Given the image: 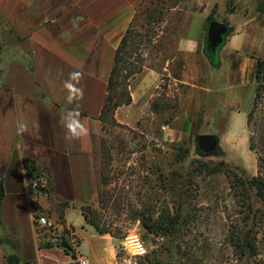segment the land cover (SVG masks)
Wrapping results in <instances>:
<instances>
[{"label":"rangeland","instance_id":"1","mask_svg":"<svg viewBox=\"0 0 264 264\" xmlns=\"http://www.w3.org/2000/svg\"><path fill=\"white\" fill-rule=\"evenodd\" d=\"M169 1V7L176 8L166 12L164 22L153 28L158 37L143 47L141 53L144 67L149 64L162 67L168 58L176 56L171 65L179 73L186 59L178 51V42L189 17L185 10L188 0ZM263 4L264 0H229L225 5L218 4L215 18L229 25L250 18L262 21ZM180 23V28L174 31ZM225 44L226 41L216 56L219 63ZM4 72L5 66L0 62V91L5 82ZM168 84H164V90L160 89L154 111L139 112L131 124L120 123L116 118V124L108 123L105 127L103 124V132L94 136L97 173L93 186L90 181L72 185L67 166L61 175L66 182H59L60 193L53 194L48 167L29 158L26 179L19 164L14 165L0 212V245L6 258L10 252L17 255L19 239L32 253L36 228L42 246L54 247L48 251L49 260L34 251L41 263L68 264V255H72L73 264H80L77 257L81 238L76 231L86 226L83 208L91 207L95 213L90 212V216L117 240V264H264V200L254 188L244 190L232 185L235 175L264 177V160L260 161V157L264 159L262 99L250 130L261 156L250 152L247 146L246 114L236 120L232 133L239 141L240 155L247 154L245 158L226 147L229 142L221 141L222 132L218 134L221 152L202 154L197 136L211 132L213 127L197 114L188 113L189 86L173 84L168 88ZM253 101L252 92L245 102L249 106ZM188 118L190 125H179ZM175 120L177 124L165 125ZM215 168L220 170L211 173ZM36 175L48 180L46 192L33 187ZM1 176L0 182L4 178ZM39 215L47 217L53 227H38L34 220ZM66 215L74 227L67 226ZM248 231L256 245L253 257L234 242ZM136 239L145 248L143 254L137 253ZM64 241L70 243L69 253ZM83 252H88L86 246Z\"/></svg>","mask_w":264,"mask_h":264},{"label":"crops","instance_id":"2","mask_svg":"<svg viewBox=\"0 0 264 264\" xmlns=\"http://www.w3.org/2000/svg\"><path fill=\"white\" fill-rule=\"evenodd\" d=\"M228 1H186L189 17L178 45L184 41L185 49L193 50L178 48L187 59L181 63L179 73H175L171 65L176 56L168 58L162 67L146 65L143 73L130 81L132 103L116 111L115 117L120 123L131 124L139 112L154 111L161 96L160 89L164 90L166 82H169L168 88L173 84L189 86L188 113L197 114L206 125L213 127L206 134L218 137L222 132L221 141L229 142L226 147L242 158L247 154L240 155L239 141L232 133L236 120L247 115V146L253 153L248 123L258 89V61L264 59V10L262 21L250 18L229 25L232 30L226 38L227 45L220 51V64L214 66L205 52L208 19L218 4L225 5ZM140 2L142 0H0V62L5 66L2 74L5 82L0 91V175L4 177L5 190L14 165L19 164L27 179L29 158L49 168L53 194L59 192V182L65 181L61 175L67 166L72 185L90 181L93 186L97 173L94 136L103 132L99 116L108 93L116 50ZM75 71L83 74L78 86L84 90V97L78 103L69 104L63 83ZM252 92L254 101L248 106L245 101ZM221 106H225L224 109ZM73 108H78L81 119L89 127L87 151H81L79 141L63 139L59 121ZM21 122L30 129L22 135L16 131ZM173 123L178 122L170 121L165 125ZM191 123L188 118L179 125L186 127ZM85 225L76 231L81 238L77 261L85 258L89 264H117L116 238L99 233L86 220ZM67 226L74 227L68 219ZM35 231L36 243H31L32 248L40 258L49 260L48 251L54 247L42 246L36 228ZM84 246L88 248L87 253L83 252ZM16 249L23 263L43 264L20 239ZM72 258L68 255V264H73ZM0 264H9L1 245Z\"/></svg>","mask_w":264,"mask_h":264},{"label":"trees","instance_id":"3","mask_svg":"<svg viewBox=\"0 0 264 264\" xmlns=\"http://www.w3.org/2000/svg\"><path fill=\"white\" fill-rule=\"evenodd\" d=\"M169 2V0H142V2L137 6L135 17L116 50L115 62L109 78L108 93L101 115L99 116V119L103 122L104 127L108 123L116 124L117 120L115 114L117 109L123 105H129L132 103L133 97L130 90V81L132 78L144 71V57L141 53V50L143 47L153 43L154 37H158V34H155L153 32V28L155 26H160V24L164 22L165 13L169 10H172L173 8H176V6L169 7ZM216 8H218V6ZM216 8L209 16L208 23H210L212 20H217L215 18V13L217 12ZM262 10H264V4L262 6ZM223 22L226 23L225 21ZM181 23L174 31H177L180 28L179 26L182 25ZM165 30L168 31V29ZM205 52L211 59V62L214 66H218L220 64L219 61L216 60L217 55H210L207 51V47L205 49ZM257 79L258 89L255 99V106L249 114L248 124L250 130L252 129L253 117L255 115L257 107L259 106L262 97V91L264 89V59H259L258 61ZM250 148L251 150L258 153L252 137L250 140ZM198 150L202 154H206L200 148H198ZM217 152H221L220 148L217 150ZM263 160L264 159L260 157V161ZM219 170V168H215L211 169L210 172L216 173ZM244 173L246 174V172ZM232 182L233 187L239 186L244 190H247L248 188L249 190H251L252 188L256 189L257 196L264 200V177L262 175L255 176L253 178H249L246 175L241 178L235 175ZM5 195V184L3 181H1L0 212ZM246 195L247 197H249L248 194ZM249 206L252 208V204H249ZM90 212L93 214L95 213L94 209H92L91 207L83 208V215L87 223L94 226L96 230L101 234L109 233V230L102 227L100 222L95 217L92 218L90 216ZM238 239V241L233 240L236 247L245 249V252L247 251V253L252 257L256 255V245L252 241L250 231H248V233H245L244 236H238ZM64 245L67 247L66 253H69L68 249H70L71 247L70 243L68 241H64ZM7 261L9 264H21L20 258L14 254L9 255L7 257ZM23 264L31 263L26 262Z\"/></svg>","mask_w":264,"mask_h":264},{"label":"clouds","instance_id":"4","mask_svg":"<svg viewBox=\"0 0 264 264\" xmlns=\"http://www.w3.org/2000/svg\"><path fill=\"white\" fill-rule=\"evenodd\" d=\"M184 41H181L178 48L181 51H192V48L185 49ZM82 73L75 71L69 74V77L63 83V88L66 90L67 95L65 97L67 103L75 104L83 100L84 90L79 87L80 81L82 80ZM60 127L63 129V139L66 142L79 141L81 146V151H87V139L90 135L89 127L86 122L81 119V114L78 108H73L66 112L60 118ZM16 131L18 134H24L30 131L26 123H18ZM144 249L141 248L139 254H143Z\"/></svg>","mask_w":264,"mask_h":264},{"label":"water","instance_id":"5","mask_svg":"<svg viewBox=\"0 0 264 264\" xmlns=\"http://www.w3.org/2000/svg\"><path fill=\"white\" fill-rule=\"evenodd\" d=\"M231 27L222 21L212 20L207 29V51L210 55H217L220 47L225 43ZM197 143L202 151L211 153L219 148V138L213 134H200Z\"/></svg>","mask_w":264,"mask_h":264},{"label":"built area","instance_id":"6","mask_svg":"<svg viewBox=\"0 0 264 264\" xmlns=\"http://www.w3.org/2000/svg\"><path fill=\"white\" fill-rule=\"evenodd\" d=\"M261 99H262V101L264 103V89L262 91V97H261ZM32 185H33V187L35 189L40 190V191H43V192H46L48 190V188H49L48 180L45 179L44 177H42V175H40V176L36 175L34 177V179L32 180ZM34 221L37 224V226L38 227H41V228H48V229H50V228L53 227V223L47 217H45L43 215L37 216ZM134 246L137 249V253H140L141 252V248L142 247H143L144 252H145V248H144L143 244L138 239H136L134 241ZM79 261H80V264H89V262L85 258H81Z\"/></svg>","mask_w":264,"mask_h":264}]
</instances>
